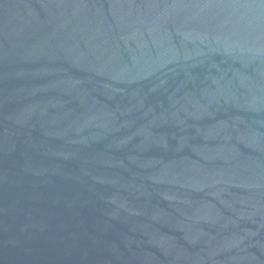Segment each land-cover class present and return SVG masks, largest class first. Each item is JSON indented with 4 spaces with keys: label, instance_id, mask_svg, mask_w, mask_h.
I'll return each mask as SVG.
<instances>
[{
    "label": "water",
    "instance_id": "obj_1",
    "mask_svg": "<svg viewBox=\"0 0 264 264\" xmlns=\"http://www.w3.org/2000/svg\"><path fill=\"white\" fill-rule=\"evenodd\" d=\"M0 264H264V0H0Z\"/></svg>",
    "mask_w": 264,
    "mask_h": 264
}]
</instances>
